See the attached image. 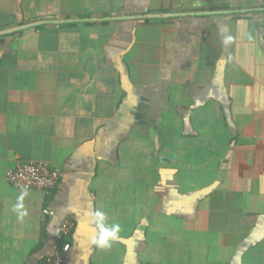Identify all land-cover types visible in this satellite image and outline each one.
<instances>
[{"label":"crops","instance_id":"crops-1","mask_svg":"<svg viewBox=\"0 0 264 264\" xmlns=\"http://www.w3.org/2000/svg\"><path fill=\"white\" fill-rule=\"evenodd\" d=\"M263 10L0 0V32L60 22L0 36V264H44L65 218L63 264H264ZM17 162L57 188H12ZM97 211L120 226L109 249Z\"/></svg>","mask_w":264,"mask_h":264},{"label":"built area","instance_id":"built-area-1","mask_svg":"<svg viewBox=\"0 0 264 264\" xmlns=\"http://www.w3.org/2000/svg\"><path fill=\"white\" fill-rule=\"evenodd\" d=\"M60 172L50 168L43 162H17L13 168L5 172L6 183L17 190L40 191L48 194L59 184ZM45 216H53L49 210H44ZM73 229V222L65 218L59 227L56 244L52 254L44 264H63L70 251L68 238Z\"/></svg>","mask_w":264,"mask_h":264},{"label":"clouds","instance_id":"clouds-1","mask_svg":"<svg viewBox=\"0 0 264 264\" xmlns=\"http://www.w3.org/2000/svg\"><path fill=\"white\" fill-rule=\"evenodd\" d=\"M24 195H27V190H24ZM24 195L19 197L20 200H23ZM21 204L16 206L17 209L22 208ZM27 215L26 211L19 212L18 219L23 220ZM94 217L96 223L100 229V235L98 238L93 239V243L98 247L103 249H109L111 247V241L118 238V233L120 231V226L118 224H114L110 227L105 226L104 221L106 219L105 214L102 211H97L94 213Z\"/></svg>","mask_w":264,"mask_h":264},{"label":"water","instance_id":"water-1","mask_svg":"<svg viewBox=\"0 0 264 264\" xmlns=\"http://www.w3.org/2000/svg\"><path fill=\"white\" fill-rule=\"evenodd\" d=\"M263 12H264V10H263ZM232 13H234V12H225L224 14H232ZM155 17H158V16H150L148 18H155ZM172 17H174V16H172V15H164L163 16V18H172ZM145 18H147V17H143V19H145ZM58 23H60V22L43 21V22H39V23L29 24V25H25V26H21V27H17V28H13V29H10V30H6V31H3V32H0V36L1 35L12 34V33L23 31V30H27V29H31V28H34L36 26L47 25V24L52 25V24H58Z\"/></svg>","mask_w":264,"mask_h":264}]
</instances>
